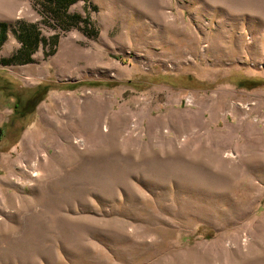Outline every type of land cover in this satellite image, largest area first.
<instances>
[{"label": "rangeland", "instance_id": "obj_1", "mask_svg": "<svg viewBox=\"0 0 264 264\" xmlns=\"http://www.w3.org/2000/svg\"><path fill=\"white\" fill-rule=\"evenodd\" d=\"M53 8L0 0V264H264V0Z\"/></svg>", "mask_w": 264, "mask_h": 264}, {"label": "trees", "instance_id": "obj_2", "mask_svg": "<svg viewBox=\"0 0 264 264\" xmlns=\"http://www.w3.org/2000/svg\"><path fill=\"white\" fill-rule=\"evenodd\" d=\"M55 2V8H53L54 11H58V9H64L67 8L70 4L78 1V0H53ZM21 35L22 43L26 50H21L20 52H17L10 58H4L1 59V63L3 64H9V63H14V62H19V63H29L31 62L32 59V54L38 49L40 43L43 41L42 38H40L39 33L35 32L32 28H26L23 30V32H19ZM4 41V32H0V45ZM25 51V52H23ZM46 91L39 93L38 95L35 96L34 98V104L30 108V111L32 112L33 109L35 108L36 104L43 99L45 96Z\"/></svg>", "mask_w": 264, "mask_h": 264}]
</instances>
